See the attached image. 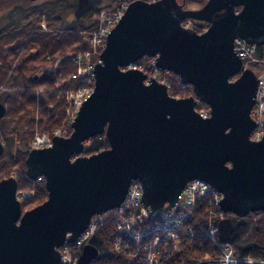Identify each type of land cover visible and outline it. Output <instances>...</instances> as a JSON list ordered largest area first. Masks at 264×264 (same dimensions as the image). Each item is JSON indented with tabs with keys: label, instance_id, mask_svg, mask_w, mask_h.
<instances>
[{
	"label": "water",
	"instance_id": "obj_1",
	"mask_svg": "<svg viewBox=\"0 0 264 264\" xmlns=\"http://www.w3.org/2000/svg\"><path fill=\"white\" fill-rule=\"evenodd\" d=\"M100 1L77 0L74 18ZM185 18L207 26L197 32L182 25ZM235 37L264 42V0H205L196 8L178 0L128 1L105 36L93 90L70 133L53 135L25 157V173L43 177L46 199L22 211L16 178L0 177V264H64L58 247L74 242L92 215L119 206L135 179L148 216L172 207L193 178L221 192L223 212L264 210V132L249 138L257 79L233 51ZM143 56L190 83L193 93L170 95L164 82L132 66ZM198 101L208 116L195 109ZM4 112L0 102V117ZM101 133L108 147L83 154L84 140ZM232 229L231 219L221 218L219 240L228 242ZM97 253L88 241L75 264Z\"/></svg>",
	"mask_w": 264,
	"mask_h": 264
},
{
	"label": "trees",
	"instance_id": "obj_2",
	"mask_svg": "<svg viewBox=\"0 0 264 264\" xmlns=\"http://www.w3.org/2000/svg\"><path fill=\"white\" fill-rule=\"evenodd\" d=\"M119 2L115 0L104 6L111 10ZM189 21V26L198 32L207 25L201 20ZM97 27L98 20L92 16L87 21L8 17L0 24V102L5 107L0 117V141L4 146L0 154V177L14 176L17 190L26 191V196L20 199L22 210L46 198L44 179H32L25 173L24 160L32 147L31 141L42 132L50 136L55 132L70 133L72 110L67 93L83 82L69 75L77 66L78 52L90 51V60L98 59L99 50L93 49L89 41ZM144 59L151 61L149 56H144L136 65H143L141 68L149 71L153 65L149 60L143 62ZM163 72L166 77L162 80L170 95L188 94L190 87L179 90L178 77L170 71ZM200 104L195 105L196 109ZM108 145L103 133L96 134L84 140L82 153L90 154ZM208 199L206 194L197 195L182 210L180 229L173 238L165 235L166 229L158 215L139 218L138 209L128 205L106 210L97 216L98 225L89 238L98 253L88 264H149L145 262L142 244L155 235L159 239L151 264H217L224 243L219 241L217 233L210 234L209 230L216 228L225 216L233 223L227 242L233 254L239 259L251 258L250 262L239 260L237 264H264V210H252L242 216L222 215ZM122 224L125 228L119 229Z\"/></svg>",
	"mask_w": 264,
	"mask_h": 264
},
{
	"label": "built area",
	"instance_id": "obj_3",
	"mask_svg": "<svg viewBox=\"0 0 264 264\" xmlns=\"http://www.w3.org/2000/svg\"><path fill=\"white\" fill-rule=\"evenodd\" d=\"M123 8L124 6H121L111 11V13H107L104 9H101L99 11L100 18L102 17L106 21V23H103L102 27L100 28V35H103L105 37V34L109 27L112 26L114 22L120 17ZM102 18L101 20L103 22ZM233 50L237 54V56L244 62L245 66L252 68L256 74L257 86L255 90L254 103L250 110V115L254 122V128L252 129L253 132L252 134H250V138L259 139L264 131V42L259 44L248 43L242 38L236 37L233 41ZM91 65V67H79L78 75L85 76V80L91 77L92 81L90 83H93V63H91ZM74 75L75 74H72V76ZM181 85L186 87L188 84L182 82ZM76 90V93L70 94V96L74 98L73 103L77 108L81 104V102L90 94V92L92 91V87L82 84ZM75 111L76 109L74 110V113ZM200 114L204 116L206 115V112H200ZM50 141V137L46 136L45 134L37 135L35 138L34 146L39 147L47 145L50 144ZM205 193L212 196L214 203H216L218 207V201L221 198V194L220 192L216 191L210 184L199 178H194L193 180L186 183L185 187L177 195V201L175 202V205L171 209L165 210L159 215L160 222L166 229V236L173 238L178 235L183 215L182 210L194 202L196 194L201 195ZM141 194V184L138 181H133L128 188L123 204L121 205H128L138 209L139 218L147 215V209L142 205ZM97 220L98 217H96L95 215L92 216L86 228L79 234L73 245L65 243L64 245H62L63 250H65L66 247L71 246L77 248L84 242H86L94 232ZM118 228H125V225H119ZM215 230V227L212 228L211 234H213ZM158 239L159 236L155 235L150 240L142 244V248L143 250H145V262L149 264L153 263V261L155 260V246ZM63 250H61V262H63L64 264H74L76 255H73V257L71 258L64 255ZM217 260L218 264H237V261L239 260H242L243 262H250L251 258H237L233 254L230 246L228 244H225L221 246V255L217 258Z\"/></svg>",
	"mask_w": 264,
	"mask_h": 264
},
{
	"label": "rangeland",
	"instance_id": "obj_4",
	"mask_svg": "<svg viewBox=\"0 0 264 264\" xmlns=\"http://www.w3.org/2000/svg\"><path fill=\"white\" fill-rule=\"evenodd\" d=\"M121 2H119V5L118 6H114L113 7V9H111V10H108L109 8H107L106 6H104L105 8H104V10L107 12V13H111V11H113V10H115V9H117V8H119V7H121V6H124L125 5V1L124 0H120ZM179 2H181V1H184V0H178ZM205 0H187V2L185 3V7H196V6H200V4L201 3H203ZM184 3V2H183ZM99 5H105L104 4V2H101ZM100 7H102V6H100ZM100 12H97V11H95V13H94V15H92V17H96L97 18V20H98V27L90 34V36H89V41L91 42V44H92V46H93V49H98V50H100L101 49V47H102V45H103V40H104V36L103 35H100V28L102 27V24L103 23H106V21L103 19V22H102V20H101V18H100V14H99ZM110 15V14H109ZM65 20H72V19H75L74 17H63ZM81 18H83L84 20H88V19H90L91 17H81ZM189 23H190V21H188V22H186V24L185 25H187V26H189ZM190 27V26H189ZM201 29L203 30L204 29V27L202 28L201 27ZM201 30V31H202ZM79 54V55H78ZM89 54H90V51H80V52H78L77 53V55H78V62H77V66H76V68H75V71L73 72V73H71L69 76H71V77H79L81 80H82V84H84V85H87V86H90V87H93V83H90L91 81H92V78L91 77H89L88 79H84L85 78V76H80V75H78V69H79V67H81V66H84V67H91L92 65H91V63L93 62L92 60H90V58H89ZM142 58V57H141ZM140 58V59H141ZM151 58V61H150V59H144L143 60V62L145 61V62H148V60L150 61V64L151 65H153V57H150ZM139 59V60H140ZM143 66V65H142ZM142 66H140V65H136V67L137 68H139V69H141V70H143L144 72H146V74H147V76H155L156 78H160V79H164L165 77H166V75L164 74V72L163 71H161V70H159V69H157L155 66H153V67H151L150 69H149V71H147V70H145V69H143V68H141ZM149 72V73H148ZM72 74H75L74 76H72ZM236 76V75H235ZM235 76H233L232 78H234ZM179 82H180V84H181V81L179 80ZM81 84V85H82ZM165 84H166V82H165ZM80 85V86H81ZM189 86V85H188ZM79 87V86H78ZM77 87V88H78ZM166 87H167V85H166ZM190 87V86H189ZM76 88V89H77ZM183 88V90H187L188 88L187 87H185V86H182V85H179V90H181ZM76 89H74V90H71V91H69L68 93H67V97H68V95H69V97H68V99H69V101H70V107H71V110H72V114H71V119H73V114H74V110L75 109H77L76 107H75V104L73 103V100H74V98H72L71 96H70V94H75L76 93ZM76 90V91H75ZM192 89H191V87H190V91H188V94H192L193 92L191 91ZM178 95H174V96H176V97H178V96H180V94H179V92L177 93ZM187 94V95H188ZM200 103V102H199ZM199 113L200 112H206V115L208 116L209 114H208V111H209V107L206 105V104H203V103H201L198 107H197V109H196ZM206 115H204V116H206ZM72 121V120H71ZM70 127H71V125H70ZM252 132L253 131H251L250 132V134H252ZM42 134H45L46 136H48V137H50V135H47V133H44V132H42V133H38V134H36L35 136H34V138H33V140L31 141V145H32V147H35L34 146V142H35V138H36V136L37 135H42ZM250 134H249V137H250ZM4 177H7V176H4ZM17 192H19L17 195H18V197H19V200L21 199V197H23V196H26V191H19V190H17ZM20 194H22V196H20ZM198 194H196V196H197ZM195 196V197H196ZM209 196V202L211 203V205H213V206H216L217 207V205H216V203H214V201H213V199H212V196L211 195H208ZM195 199V198H194ZM42 202V201H41ZM36 205V204H35ZM34 206V205H33ZM32 207V205H29V207H27L26 209H28V208H31ZM26 209H23L22 211H24V210H26ZM213 212H215V211H213ZM216 213V215L218 214V212H215ZM230 212H221V214L222 215H226V214H229ZM97 225H98V223L96 224V227H97ZM216 227H217V225H216ZM209 233L211 234V229L209 230ZM214 233H216V230H215V232ZM226 244H228V243H226ZM223 245H225V244H223ZM59 250H63V246L61 247V249L59 248ZM74 253H75V248L73 247V246H71V247H66V249L65 250H63V254L64 255H66V256H69V257H73V255H74ZM220 255H221V251H220ZM220 257V256H219ZM61 262V261H60ZM188 264H191V263H188ZM217 264H218V260H217Z\"/></svg>",
	"mask_w": 264,
	"mask_h": 264
},
{
	"label": "flooded vegetation",
	"instance_id": "obj_5",
	"mask_svg": "<svg viewBox=\"0 0 264 264\" xmlns=\"http://www.w3.org/2000/svg\"><path fill=\"white\" fill-rule=\"evenodd\" d=\"M114 1L101 0L93 8L85 10L80 17H91L101 2L110 4ZM76 4L77 0H0V24L6 22L8 17H76Z\"/></svg>",
	"mask_w": 264,
	"mask_h": 264
},
{
	"label": "bare ground",
	"instance_id": "obj_6",
	"mask_svg": "<svg viewBox=\"0 0 264 264\" xmlns=\"http://www.w3.org/2000/svg\"><path fill=\"white\" fill-rule=\"evenodd\" d=\"M191 180H193V179L188 180V182L191 181ZM205 194H206V195H209V194H207V193H205ZM203 195H204V194H203ZM235 216H236V215H235ZM225 217H226V216H225Z\"/></svg>",
	"mask_w": 264,
	"mask_h": 264
}]
</instances>
